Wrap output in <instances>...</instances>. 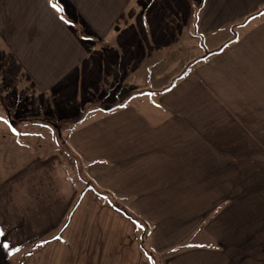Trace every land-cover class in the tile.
Segmentation results:
<instances>
[{"label": "crops", "instance_id": "0c3cea01", "mask_svg": "<svg viewBox=\"0 0 264 264\" xmlns=\"http://www.w3.org/2000/svg\"><path fill=\"white\" fill-rule=\"evenodd\" d=\"M142 1L51 0L57 11L50 0H0V78L19 80L20 97L26 83L40 102L24 113L82 108L107 71L106 50L136 76L146 58L124 64L127 50L172 48L176 42L152 23L156 0L145 8ZM137 2L142 10L134 13ZM181 2L187 20L176 34L190 33L191 16L201 59L165 91L134 90L111 108L85 105L64 136L86 173L117 174L112 191L146 224L91 188L57 229L56 216L30 218L27 210L40 209L26 174L32 159L24 153L14 163L9 146L23 148L28 138L56 146V122L8 117L0 264H264V140L254 132L264 129V105L252 102L264 98V0ZM65 91L71 100L57 103Z\"/></svg>", "mask_w": 264, "mask_h": 264}, {"label": "rangeland", "instance_id": "374dc122", "mask_svg": "<svg viewBox=\"0 0 264 264\" xmlns=\"http://www.w3.org/2000/svg\"><path fill=\"white\" fill-rule=\"evenodd\" d=\"M132 2H130L128 6L130 13H133L132 9L134 3ZM149 3L150 0L142 1V7L145 8L146 5L148 7ZM151 3L150 10L153 13L151 20L154 27L157 29L163 27L166 30V34L161 37H163V39L172 38L173 42L176 43L168 46L172 48L159 49V47H152L149 50L140 49L137 51L130 50L129 52L127 50L124 64L130 62L132 58L135 60L137 57L146 58L144 60L145 65L141 66V70L137 72L136 76L132 73L135 70L133 66H124L126 68H123L122 61L116 58L114 51H104V57L109 63L107 71L104 73L102 71L104 70L103 68L101 70L98 65L95 67L98 71L96 74H99V71L101 73L103 72L102 76H98L99 82L96 83L95 81V83L98 84L96 86L99 87V91L98 89L97 91H94V88L91 89V93L83 98V100L88 101L85 105L101 104L105 108H111L116 102L120 103L122 98L134 90L157 88L160 92L165 91L186 72L187 68L191 66L192 61L201 59L200 56L204 53L195 48L196 43L194 44V37H191V16L188 18L187 25V27H190V33L177 35L180 33L181 29H183L187 20L186 14H184L185 6L182 4L181 0H171L169 5H166L163 0H156L154 3ZM192 4L195 3L192 2ZM134 9V13H136V10H142L141 7L138 6V2L135 4ZM121 22L123 21L121 20L120 23H116V28L122 24ZM159 42L162 43L163 41H160L159 38L158 43ZM98 58H102V56ZM149 67L152 72L150 76L147 74V68ZM148 77H150V80ZM2 80L3 79L0 78V167L2 169L5 165V138L10 136L7 135L8 132L5 128L8 117L17 124H20L22 120H35L36 118L45 119L51 125L53 121L56 122V146H54L49 139L42 140L36 138H28V145L23 148L13 143L9 146V151L12 152L14 158L17 159L14 163H20L19 159L24 153H28L30 159H32L31 162L33 164L29 166V173L26 174H28L29 185H33L37 188L35 193L30 194V197L33 203H39L40 209L27 210L29 217H36V214H40L42 216L39 218H43L46 222L51 221L52 218L56 216L57 229L64 221L65 214L68 212V208L74 202L75 198L77 196L79 197L86 188H91L95 192L104 195L110 203L119 206L121 210L124 211L123 213L126 212L127 214H125L127 216L130 215V218L140 221L142 225L146 224L144 222L145 218L141 217L139 211L132 207L133 203L130 199L122 200L112 191L118 189L116 186L117 174L86 173L84 164L76 159V155L64 141V136L70 125L68 118H76L74 116L77 115L85 105L81 108L78 102H76V107L74 104H68L64 108L61 107L63 109L62 113H60L59 109H50L53 112H48L46 109L42 113L40 112L41 114L24 113L23 106H26L27 109H29L28 111L38 109L37 106L40 102L36 97L37 95L35 92L28 93L29 90L25 87L27 84L23 82V89H25V94L27 96L20 97L19 89L21 85L18 84L20 83L19 80L13 81L11 84ZM95 83L90 82L88 86H94ZM189 87L190 85H188L187 88L190 89ZM63 95L64 96L60 98L57 103L61 104V102H68L71 100V91H65ZM173 98L175 99V97ZM191 100L192 99H190V101ZM252 102L254 105H264V98H253ZM260 122L262 124L261 120ZM254 124L259 125L256 121ZM254 132L258 134L260 140H264V129H254ZM47 137L50 136L46 134L44 138ZM37 156L38 161H36ZM1 195L3 194H0V200L3 198ZM7 212H9V214L12 213V216L15 215V218L20 212L25 213V211L18 210H9ZM45 234H47V232ZM143 264H145V262H143Z\"/></svg>", "mask_w": 264, "mask_h": 264}, {"label": "snow or ice", "instance_id": "6c2138e0", "mask_svg": "<svg viewBox=\"0 0 264 264\" xmlns=\"http://www.w3.org/2000/svg\"><path fill=\"white\" fill-rule=\"evenodd\" d=\"M50 6L54 7V9H55V10H57V11H59V10H60L59 8H57V7H56V5H55V4H52V3H51V0H50ZM4 247L6 248V247H7V245H4Z\"/></svg>", "mask_w": 264, "mask_h": 264}, {"label": "trees", "instance_id": "16d2710c", "mask_svg": "<svg viewBox=\"0 0 264 264\" xmlns=\"http://www.w3.org/2000/svg\"><path fill=\"white\" fill-rule=\"evenodd\" d=\"M113 205H114L115 208H117L118 210L122 211L121 208H120L119 206L115 205L114 203H113ZM122 212H124V211H122ZM125 213H126V212H125ZM126 214H127V213H126ZM129 216H130V215H129ZM131 217H132V216H131Z\"/></svg>", "mask_w": 264, "mask_h": 264}]
</instances>
